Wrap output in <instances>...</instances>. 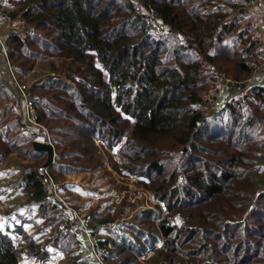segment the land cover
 <instances>
[{"label":"trees","instance_id":"obj_1","mask_svg":"<svg viewBox=\"0 0 264 264\" xmlns=\"http://www.w3.org/2000/svg\"><path fill=\"white\" fill-rule=\"evenodd\" d=\"M0 1L13 8L14 25L4 36L7 60L0 49V95L10 99L18 78L49 61L51 72L31 93L56 155L40 171L46 155L33 140L19 147V135L0 131V168L13 153L25 161L17 185L36 216L16 224V241L0 227V264L57 251L66 264H264V184L255 182L264 160V83H251L264 60L243 0ZM222 79L238 88L210 111L201 93ZM96 137L115 151L111 168L135 177L154 204L129 223L86 221L107 228L100 262L48 187L105 167ZM26 222L48 235L37 241Z\"/></svg>","mask_w":264,"mask_h":264},{"label":"rangeland","instance_id":"obj_2","mask_svg":"<svg viewBox=\"0 0 264 264\" xmlns=\"http://www.w3.org/2000/svg\"><path fill=\"white\" fill-rule=\"evenodd\" d=\"M12 10L13 8L11 6L0 1V16L7 18L3 31L4 36L14 30V25L8 20V15ZM152 31L157 35L163 33V30L156 22L153 23ZM258 51V54L262 53L264 60L263 44ZM3 57L7 60V56L4 55ZM55 67L61 68L58 62H55ZM49 72H51L49 61L39 60L34 70L18 78V81L13 76L14 81L16 80L17 82L16 86L11 88L10 99L8 96L0 95V131L4 133L8 130L11 132V137L19 135V147L24 145L27 137L40 141L44 140V136L46 140L49 139V132L45 126L37 122L36 107L33 103L31 93V87L34 82ZM59 73L63 74V70L61 72L59 71ZM3 77L7 78L5 73ZM220 84L221 82L216 85L210 84L208 89L201 93V97L210 111L222 108L228 98L225 95V86L222 85V88L216 91V88ZM18 85L23 86V97L18 89ZM27 101L32 103L35 115L34 123H30L26 114ZM95 142L103 154L105 167H98L91 172L66 175L63 181L61 179L55 181L50 180L48 187L51 188L55 197L74 214L76 221L82 226L80 228L81 235L78 239L83 248L88 251L87 255L100 262L102 249L99 245V237L105 235L107 228L102 227L96 230L95 227L93 230L90 226L86 225V221H92L94 218L102 221L107 217H113L116 218L115 226L119 223H129L135 215L143 210L151 209L154 204L150 193L138 184V180L135 177L124 178L111 168L108 157L110 155L114 159H117L115 151L107 150L97 137L95 138ZM23 163L25 161L20 160L17 154L13 153L0 168V227H6L10 232H13L15 241L21 239V236L17 232L14 233L13 229L16 228V224L23 223V219L27 215L32 217L33 220L34 218L36 219L34 211H32L33 209L23 207V202L26 199L23 196L22 188L17 185L20 178L18 165ZM255 173L256 184L258 186L263 185L264 160H257ZM5 214L9 215V217H3L6 216ZM92 222V225H94V221ZM24 227L29 234H37V241L39 242L43 241L49 233L48 228L41 231L32 222L24 223ZM149 255H151V252H147V254L138 257V261L143 263ZM22 263L66 264V260L64 255L57 251L48 259H24Z\"/></svg>","mask_w":264,"mask_h":264},{"label":"crops","instance_id":"obj_3","mask_svg":"<svg viewBox=\"0 0 264 264\" xmlns=\"http://www.w3.org/2000/svg\"><path fill=\"white\" fill-rule=\"evenodd\" d=\"M245 18L252 22L253 29L264 45V0H243ZM8 75V74H7ZM252 84L264 83V64L251 80ZM236 89L224 88L225 95L229 97ZM74 176V175H71Z\"/></svg>","mask_w":264,"mask_h":264},{"label":"water","instance_id":"obj_4","mask_svg":"<svg viewBox=\"0 0 264 264\" xmlns=\"http://www.w3.org/2000/svg\"><path fill=\"white\" fill-rule=\"evenodd\" d=\"M221 83L223 86L231 90L238 88V85L234 84L230 80L222 79ZM240 87L243 88L244 84ZM32 148L34 151L44 153L46 155L45 161L39 169L40 171H45L48 167L53 164L54 159L56 157L53 145L50 142L33 140Z\"/></svg>","mask_w":264,"mask_h":264},{"label":"built area","instance_id":"obj_5","mask_svg":"<svg viewBox=\"0 0 264 264\" xmlns=\"http://www.w3.org/2000/svg\"><path fill=\"white\" fill-rule=\"evenodd\" d=\"M6 19H7L6 17L0 16V49L2 50V52L4 53L5 56H6L7 52H6L5 42H4L3 31L5 29ZM221 88H222V83L220 85H218V87L216 88V91L220 90ZM18 89H19V91L23 97V86L18 85ZM26 114H27L28 119L30 120V123H34V121H35L34 110L32 108V103L29 101H27ZM46 142H50V140L47 139Z\"/></svg>","mask_w":264,"mask_h":264}]
</instances>
